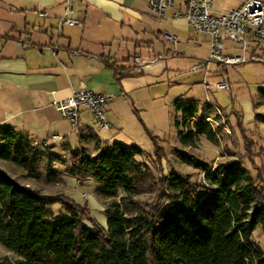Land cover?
I'll return each mask as SVG.
<instances>
[{
	"label": "trees",
	"instance_id": "trees-1",
	"mask_svg": "<svg viewBox=\"0 0 264 264\" xmlns=\"http://www.w3.org/2000/svg\"><path fill=\"white\" fill-rule=\"evenodd\" d=\"M108 65L117 81L128 70L116 62ZM260 93L264 98V89ZM174 108L182 145L200 135L215 139L195 102L177 99ZM152 138L157 160L161 147ZM142 154L140 147L122 142L105 144L95 154L86 148L70 151L68 172L95 180L97 193L111 198L105 227L71 198L66 214L56 217L52 205L68 199L45 195L0 168V244L14 254L0 257V264H264V249L253 239L257 228L264 233V174L253 157L255 176L243 158L207 165L178 150L184 162L202 169L203 180L176 170L159 173L148 203L135 199L139 180L153 175L139 160ZM0 159L30 172L42 164L51 175L52 165L61 161L11 125L0 126ZM119 190L123 194L116 199Z\"/></svg>",
	"mask_w": 264,
	"mask_h": 264
},
{
	"label": "crops",
	"instance_id": "crops-1",
	"mask_svg": "<svg viewBox=\"0 0 264 264\" xmlns=\"http://www.w3.org/2000/svg\"><path fill=\"white\" fill-rule=\"evenodd\" d=\"M148 2L76 0L73 15L82 23L60 25L64 0H0V126H13L45 145L48 153L89 150L94 142L95 154L106 143L83 122V113L73 126L55 103L85 88L107 95L108 109H118L120 101L124 105L123 98L135 104L142 89L157 84V77L163 79L167 71L165 57L173 53L163 40L165 32L178 38L189 32L207 35L174 18L176 6L168 17H159L149 11ZM182 2L175 0L176 5ZM143 47L151 60L129 69L137 66L132 57L142 56ZM112 62L128 69L120 81L108 65Z\"/></svg>",
	"mask_w": 264,
	"mask_h": 264
},
{
	"label": "rangeland",
	"instance_id": "rangeland-1",
	"mask_svg": "<svg viewBox=\"0 0 264 264\" xmlns=\"http://www.w3.org/2000/svg\"><path fill=\"white\" fill-rule=\"evenodd\" d=\"M242 1L213 0L212 9L216 14H221L239 6ZM179 40L176 48L169 46L173 56L165 57L167 71L163 79L158 76L157 84L144 87L141 98H135V104L132 99L123 98L124 105L120 101L118 109H108V106L104 108L108 127L102 126L89 110L81 108L83 122L100 136L103 145L116 141L133 144L143 150L142 156L138 158L147 164L153 173L151 178H141L138 182L135 199L143 202H151L156 195L153 177L156 178L159 173L165 175L171 170H176L188 175L192 181L203 180L202 169L184 162L178 156V150L185 151L200 163L207 165H215L232 158H243L246 169L255 176L256 170L249 160L253 157L254 163L262 167L264 174V98L260 93V90L264 89V63L247 61L222 67L224 70L219 72L215 71L218 65L211 63L209 71L206 72L203 68L195 67L209 56L208 35L189 32ZM223 41L230 53L238 55L243 53L240 46L225 39ZM176 51L181 54L174 56ZM250 51L248 48L247 52ZM141 55L143 60H151L144 47L141 48ZM132 61L134 62V57ZM220 78L229 82V90L217 88L208 90L204 87V81L214 82ZM150 79L152 81L155 78ZM151 81L144 79L147 84ZM177 99L196 103L198 114H205L215 131L214 140L206 135H200L193 144L180 143L174 124L180 117L174 108ZM152 137L157 138L161 147L157 160ZM70 142L74 145L72 138ZM94 144L93 142L88 150L91 154H94ZM60 160L52 165V169L56 171L52 175L51 170H46L42 164L30 172L11 161L0 159V168L19 183L37 189L45 195L71 198L79 205H86L91 217L105 227L104 210L111 198L97 193L95 180L68 172L70 152L60 155ZM122 194L123 191L119 190L116 199ZM69 199L52 205L56 217L66 214L65 206L71 203ZM86 224L91 226L88 221ZM253 239L264 249V233L261 228L254 231ZM6 255L14 256L0 244V257Z\"/></svg>",
	"mask_w": 264,
	"mask_h": 264
},
{
	"label": "built area",
	"instance_id": "built-area-1",
	"mask_svg": "<svg viewBox=\"0 0 264 264\" xmlns=\"http://www.w3.org/2000/svg\"><path fill=\"white\" fill-rule=\"evenodd\" d=\"M75 1L64 0L65 9L59 17L60 25L82 23L81 19L73 15ZM212 5L213 0H184L178 5L175 0H149L148 9L159 17H168L171 9L176 6L174 18L184 20L194 32L209 36V56L195 68H203L207 72L211 63H216L221 68L247 61L264 63V0H244L239 6L221 14H216ZM39 14L44 16L45 12L40 11ZM224 39L240 46L243 53L241 55L230 53ZM163 40L166 45L173 48L179 43L178 36L171 32H165ZM248 48L251 49L250 52H247ZM134 63L138 68H142L146 61L135 55ZM204 87L208 90L230 89L229 82L224 78L214 82L204 81ZM108 101L109 97L105 94L80 88L74 90L69 97L58 100L55 107L63 118L71 121L73 126L78 125L81 108H85L92 112L102 126L108 127L109 123L105 121L104 115ZM53 138L58 139L60 136L53 135Z\"/></svg>",
	"mask_w": 264,
	"mask_h": 264
}]
</instances>
